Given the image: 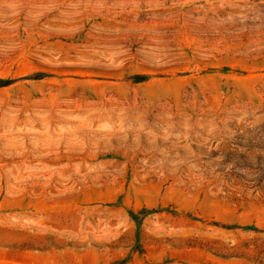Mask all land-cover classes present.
<instances>
[{
    "label": "rangeland",
    "instance_id": "374dc122",
    "mask_svg": "<svg viewBox=\"0 0 264 264\" xmlns=\"http://www.w3.org/2000/svg\"><path fill=\"white\" fill-rule=\"evenodd\" d=\"M0 264H264V0H0Z\"/></svg>",
    "mask_w": 264,
    "mask_h": 264
}]
</instances>
